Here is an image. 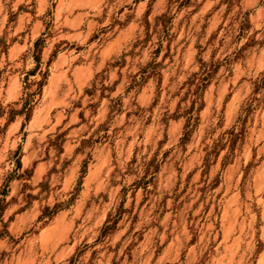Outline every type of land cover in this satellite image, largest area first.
<instances>
[{"label": "rangeland", "instance_id": "374dc122", "mask_svg": "<svg viewBox=\"0 0 264 264\" xmlns=\"http://www.w3.org/2000/svg\"><path fill=\"white\" fill-rule=\"evenodd\" d=\"M250 7L251 0H150L147 8L142 0H0V100L8 106L0 107V247L6 237H27L33 256L49 253L50 264L264 260V29L243 12ZM149 16L156 45L140 39ZM119 34L123 46L107 70L116 78L120 68L121 85L91 137L107 144L82 161L72 75ZM21 94L23 106L12 108ZM91 168L92 187L108 189L95 202L111 212L99 230L64 236L53 219L77 202Z\"/></svg>", "mask_w": 264, "mask_h": 264}, {"label": "crops", "instance_id": "0c3cea01", "mask_svg": "<svg viewBox=\"0 0 264 264\" xmlns=\"http://www.w3.org/2000/svg\"><path fill=\"white\" fill-rule=\"evenodd\" d=\"M84 18L85 17H83V19ZM93 21H95V19ZM84 22H86V19H84ZM123 38V34L113 37L105 45L103 54L101 53L99 59L86 63L85 65L76 66L74 69V73L72 75L73 89L75 91L79 90V104L77 106L78 112L76 114L77 119L73 125L76 136L74 149L75 152L80 155L82 161L87 155H91L93 149L96 150L99 148L100 150V146L104 147V145L107 144L106 138L104 139L105 143L96 141L95 139L93 140L92 138H94L93 135L100 131L101 126L106 122L109 115L112 113L109 103L112 100L116 89H119V86L121 85L120 81L122 74L120 68H116V66L113 68V70L116 69L117 72L116 78L112 75V73L114 74L115 72H110L107 68L110 67L114 56L121 51ZM105 70H107V75L101 76L105 74ZM101 77H104L105 79L110 78L111 82L103 84L100 79ZM98 84H101V87H97ZM80 91L82 92L81 94ZM82 95L83 97H86L87 104H83ZM103 152V157L101 161L98 162L100 167L99 169L102 167L104 169L106 167H104L103 162L106 161V151L104 150ZM117 170L115 169L112 171L110 175L109 187L111 186L110 180L113 173H116ZM91 171L92 168L85 177V180L87 181L83 183V185H86L87 183L88 186L83 188L77 202L71 206V208L61 210L53 219V228L57 229V231L60 230V228H64V236L68 235L71 230L73 231L75 228L79 229L80 227L87 228L89 233L99 230L106 223L111 212V207H109L105 213H102V208L104 207L101 203H97V205L95 202L96 200L98 201L100 197H105L108 189L98 186L92 187L93 184H91L90 180Z\"/></svg>", "mask_w": 264, "mask_h": 264}, {"label": "clouds", "instance_id": "9594fccd", "mask_svg": "<svg viewBox=\"0 0 264 264\" xmlns=\"http://www.w3.org/2000/svg\"><path fill=\"white\" fill-rule=\"evenodd\" d=\"M126 2H130V0H126ZM150 0H142V4L144 8H147ZM245 0H241V6H243ZM105 9H107V12L105 15H107L109 12H112V7L105 3L103 5ZM118 12V9L116 10ZM237 13L240 15H243V12H250L249 19L255 17L258 20L261 21V28L264 29V0H251V7L250 8H243V12H241V8L236 9ZM147 23L144 21H141V34L140 39L141 41H145V37L148 36L151 38L152 45H156V37L159 34L158 31H155V22L154 17L149 16L146 18ZM103 23V17L101 18V25ZM178 27L176 28V37L179 35ZM145 29H148V31H145ZM262 35H264V31H262ZM103 39V37H102ZM176 43H179V40L176 39ZM185 43H188L185 41ZM103 43L100 44V47L97 49V51H100V49L103 48ZM221 55L226 56L229 55L228 51H222ZM43 72V68L40 70L41 74ZM105 75H107V70H105ZM103 84L110 83V78L105 79L104 77L100 78ZM33 86H35V83L33 82ZM97 87H101V84H98ZM28 92H31V88L28 89ZM25 102V94H21L20 98L17 99L14 103L11 104L12 108H20L23 106ZM0 107L7 108L8 106L4 104L3 100H0ZM115 167H119V161L117 160L115 163ZM115 179V177H114ZM8 243L6 246L0 247V264H25V262H30L35 259L36 264H50V261H52V257L49 253H41L38 256H33L32 250L29 248L28 244L25 243V240H27V237H25L24 240H16L14 238H7ZM262 240H264V236L261 237ZM37 251H39L37 249ZM260 255H264V253H260ZM54 264V262H52ZM254 264H264V260H261L257 258L254 261Z\"/></svg>", "mask_w": 264, "mask_h": 264}]
</instances>
